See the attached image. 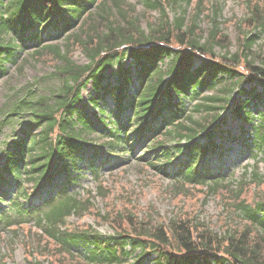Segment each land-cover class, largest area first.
Masks as SVG:
<instances>
[{
	"label": "trees",
	"instance_id": "16d2710c",
	"mask_svg": "<svg viewBox=\"0 0 264 264\" xmlns=\"http://www.w3.org/2000/svg\"><path fill=\"white\" fill-rule=\"evenodd\" d=\"M95 2L0 0V78L8 75L7 64L16 65V49H34L33 59L48 54L61 64L57 67L59 85L52 91L53 103L49 104L51 100L45 97L34 99L31 92L17 91L0 106V119L5 124L13 125L22 114L28 113L37 118L34 123L44 126L39 136L33 134L34 130H23L8 147L0 148L4 154L0 164V203L5 202L12 184L16 185L17 195L22 193L19 186L23 175L35 182L31 193H39V200L44 201L38 207L23 206L16 201L8 209L0 206V226L16 219H35L43 234L58 245L59 253L73 257L72 250L83 248L75 256L78 264H127L130 258L133 264H146L152 255V264H264V199L249 202L242 198L247 185L264 184L254 170L244 171L250 182L242 181L234 201L224 203V210L231 209L236 225L226 226L222 233L209 230L207 225L195 224L197 213L191 216L192 220L184 218L186 215L184 219H173L165 231L160 227L141 228L133 230V236L117 234L104 240L59 230L65 225L66 217L79 216L90 206L89 201H77L74 193L62 187L74 183L72 174L78 171L74 163L91 152L87 158L90 171L96 176L97 169L106 161L104 158L95 162L101 158L87 146L92 141L89 136L110 139L99 148L108 147L105 150L109 152L118 148L117 142H130L131 155L135 154L136 145L139 150L153 142L147 152L152 170L160 173L165 169L162 174L168 178L188 185H207L208 194H215L226 187L217 183L227 177L221 163L211 170L212 157L223 144L221 140L216 143V139H225L219 124L222 120L216 123L219 112L227 109L232 92L239 86V94L244 99L235 106L236 118L245 115L244 111L255 101L262 102L264 108V94L256 91L257 85L264 89V53L256 55L253 51L258 36L251 34L249 27L264 33V0H245L250 17L241 23V28L239 24L236 27L239 37L242 30L247 33L238 42L236 53L223 57L213 51L227 49V44L223 45L227 37L218 29L219 25L210 30L207 38L196 28L204 14L202 0L196 1L195 14L187 21L185 12L168 21L161 1L141 0L146 10L160 14L157 23L147 24L146 29L137 19L128 16L127 10L131 8L127 9L122 0H97L98 18L88 27L86 40L82 29L93 13L88 11ZM192 3L193 0L164 2L174 11ZM109 7H113L116 16ZM208 9L214 10L212 19L221 10ZM75 29L81 32L68 34ZM57 40L65 41L62 49L44 45ZM142 46L147 49L140 50ZM74 47L87 57V64L80 66L70 59ZM167 59L168 65L163 70ZM196 59L200 61L197 66ZM234 65H241L244 72L236 71ZM114 66L117 70L105 76L104 72ZM112 76L117 78L114 86L109 81ZM89 81L93 87L89 101L97 109L91 113L86 112L87 106L79 95ZM247 83L254 86L242 89ZM131 86L133 93H129ZM207 91L215 95L203 96ZM108 98L112 103L108 113L111 122L103 118ZM185 100L187 103L198 101L187 110ZM257 116L258 122L251 126L246 148L253 159L259 158L264 163V109L257 111ZM234 139L228 137V141ZM223 151L215 154L218 162ZM162 160L165 165H160ZM69 163H73L72 168ZM125 247L130 250L125 251ZM136 249L139 254L132 257ZM61 260L58 258V263Z\"/></svg>",
	"mask_w": 264,
	"mask_h": 264
},
{
	"label": "rangeland",
	"instance_id": "374dc122",
	"mask_svg": "<svg viewBox=\"0 0 264 264\" xmlns=\"http://www.w3.org/2000/svg\"><path fill=\"white\" fill-rule=\"evenodd\" d=\"M122 1L127 9L128 7L131 8L127 10L128 16L137 19L138 24L142 25L143 29L147 28V24H156L160 18L157 11L146 10L141 5V0ZM155 1L163 3L168 21L179 16L181 12H185L186 21L190 15L195 14L194 4L197 0H193V3L188 7L182 5L180 9H177L178 11H174L171 6L165 5V0ZM202 3L205 15L200 16V21L196 26L199 34L207 38L210 30L214 29L215 25H219L218 29L227 37V42L223 41L224 46L227 44V49L215 48L213 51L219 57L236 53L238 42L242 41V35L247 33L242 30L241 37H239L236 24H239V28H241V23L246 22L250 17L245 0H202ZM210 7L221 9L219 15L214 19L211 18L214 10L208 9ZM109 8L112 15H115L113 7ZM206 9L210 13L208 11L205 13ZM95 13L96 11L92 13L90 18H87L82 29L86 40V33L89 32L88 27L98 18L99 12ZM249 27L252 31L251 34L256 33L258 36L253 51L256 55L263 54L264 33L259 34V29L254 30L250 25ZM79 32L81 31H75V33ZM56 44L60 45L61 42ZM15 52H18L17 66L10 67L8 77L0 80V106L5 104L8 98H11L17 91L21 93L25 90H31L42 95L47 94L49 90L58 85V69L56 68L60 66V63L53 56L47 54L36 60L30 54L31 51L26 53L16 49ZM70 52L75 64L87 63V59L78 47L72 48ZM241 65H234L233 68L240 73L244 72ZM252 87L253 84H246L243 88L249 90ZM263 90V88L256 87V91L259 93L264 94ZM91 91L90 85L83 91L85 101L91 96ZM232 96L234 99L237 98L236 93ZM262 100L264 102V96ZM108 105L111 104L108 103ZM107 109L108 107L105 109L106 112ZM263 109V103L255 101L247 110L249 116L256 120V112ZM245 117L246 115H241V118L232 119L228 113H225V129L233 132L236 136V140L233 143L230 142L232 143L231 151L228 150L222 157V161L225 163L224 169L228 171V175L233 177L230 178L229 182L223 183L225 188L219 189L215 194H208L205 187L171 181L150 170L144 162L130 159L127 152H116L113 154L116 158V168L111 171L102 170L98 181L95 182L86 173V170H83L85 173L82 178L78 179L75 185H68L66 189L68 192L82 193L83 195L80 194L81 199L88 197L90 206L88 211L81 215L82 217H70L66 222L67 226L70 230L92 231L89 234L104 238L114 232L131 235L133 230L141 228L160 227L165 231L173 219L188 218L192 220L191 216L196 213L195 224L207 225L209 230L213 232L222 233L226 230V226L236 225L234 215H231V209L224 210L223 205L228 200L234 201V194L241 187L242 181L250 182L249 175L246 176L244 171L250 173L251 170H254L264 181V163L258 161L259 158L253 159L250 151L246 148L252 124L246 121ZM19 128V126L12 129L4 127L0 131V141L10 138L12 131L18 132ZM244 130L245 133L243 134ZM96 142L100 143L97 140ZM238 150L241 151V155L238 154ZM101 153L106 155L102 151ZM256 161L258 162L255 167ZM106 167L104 166V168ZM245 193L246 195L242 198L249 202L257 201L258 198L264 199V184L251 183V185L246 186ZM183 216L185 217L182 218ZM13 232L0 233V262L5 264H78L77 257L59 253L55 241L45 236L37 228H32V223L29 226L16 228ZM58 258L62 259L60 263L57 261Z\"/></svg>",
	"mask_w": 264,
	"mask_h": 264
}]
</instances>
